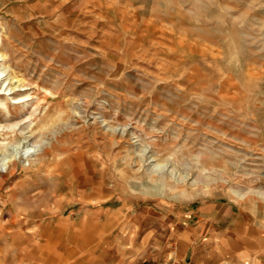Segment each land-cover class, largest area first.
Returning a JSON list of instances; mask_svg holds the SVG:
<instances>
[{
	"label": "rangeland",
	"instance_id": "1",
	"mask_svg": "<svg viewBox=\"0 0 264 264\" xmlns=\"http://www.w3.org/2000/svg\"><path fill=\"white\" fill-rule=\"evenodd\" d=\"M0 93V264L264 255V0H0Z\"/></svg>",
	"mask_w": 264,
	"mask_h": 264
},
{
	"label": "bare ground",
	"instance_id": "2",
	"mask_svg": "<svg viewBox=\"0 0 264 264\" xmlns=\"http://www.w3.org/2000/svg\"><path fill=\"white\" fill-rule=\"evenodd\" d=\"M14 127H11V132L14 134L13 137L15 138V128ZM8 134L9 133L7 131H0V135H2V136L7 137L6 135H8ZM28 152H30V150H28V149H24V150L21 151V155H20V159L19 160L22 162V165L23 166H25L26 164L28 166L32 162L31 159H28L27 158V155H25ZM39 160H41V159L39 158ZM10 166L12 168L16 167L17 166V162L15 160H13L12 162H9V163L4 164V166L2 168H3V170H5V169H7Z\"/></svg>",
	"mask_w": 264,
	"mask_h": 264
},
{
	"label": "crops",
	"instance_id": "3",
	"mask_svg": "<svg viewBox=\"0 0 264 264\" xmlns=\"http://www.w3.org/2000/svg\"><path fill=\"white\" fill-rule=\"evenodd\" d=\"M229 246H232L234 248H243L246 247L245 244H230ZM247 246H249L250 248H261L264 250V244H247ZM239 255H242L241 252H239ZM233 264H243L241 261H237L236 263ZM245 264H264V255L261 257H257L255 259H251L249 262L245 263Z\"/></svg>",
	"mask_w": 264,
	"mask_h": 264
}]
</instances>
